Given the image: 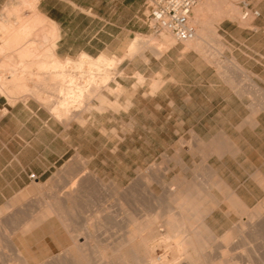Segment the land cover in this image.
Here are the masks:
<instances>
[{"label": "rangeland", "instance_id": "1", "mask_svg": "<svg viewBox=\"0 0 264 264\" xmlns=\"http://www.w3.org/2000/svg\"><path fill=\"white\" fill-rule=\"evenodd\" d=\"M29 1L0 0V19L4 18L5 6L11 5H20L24 14H31ZM216 5L214 10L204 11L200 23L193 20L198 34L203 37L198 48L188 47L170 33L153 28L145 5L150 31L134 38L131 42L135 48L130 42L131 48L123 56L99 55L109 60L116 58L113 63L107 60L108 63L98 69L84 63L80 69L75 65L79 64L82 54L68 56L72 60L64 69L62 84L67 86V78L76 75L81 85L90 86L86 81L93 79L99 87L95 94L89 97L86 94L80 97L82 100L76 99V104L73 102V116L68 123L57 121L48 108L58 98L51 85L38 94L21 89H16L13 98L0 94V117L8 112L12 103L18 108L33 109L34 113L38 108L45 111V120L49 122L45 126L40 123L9 126V117L0 122V264L52 262L51 257H55L59 249L73 244V240L99 244L101 253L78 248L73 252L75 263L64 259L53 264H95V258L103 251L101 264H119L129 257L130 264H150V257L154 264H186L188 255L182 240L199 229L197 222L192 224L194 214H201L202 224L210 229L209 234H200V239H205L206 252L212 254L208 256L213 263L264 264V216L257 218L252 214L259 203L264 202V176L258 178L261 188L258 186L255 198L251 197L254 202L251 208L245 203L247 207L232 204L227 196V202L236 210L223 211L220 192L228 194L229 191L218 179L220 163L215 156L211 157L219 153L214 148L217 143L201 137H211L212 130L223 118L222 112L231 115L233 109L227 113L221 108L223 102L218 101L204 108L200 93L192 105L188 99L190 64L185 58L186 52L195 50L197 53L189 60L214 66L210 72L219 75L214 78L238 89L242 114L246 110L264 111V85L257 83L252 69L238 64L235 54L226 51L223 38L216 35L224 19H231L242 28H253L255 12L264 13V0H217ZM238 55L242 60H252L250 53ZM230 61L240 66L239 74L229 67ZM3 65L0 64V77L6 78L15 66L11 60ZM33 70L37 72V66ZM37 78L33 76L34 81ZM227 141L225 139V143ZM78 152L90 160L89 168L101 179H94V174L81 176L77 197L67 203L61 195L69 186L65 187L66 179L77 173ZM240 191L249 192L246 188ZM180 196L189 202L194 200V209L187 202L180 205ZM198 204L200 207L196 206ZM46 207L57 210L53 222L60 237L55 239L60 248L50 253L45 249L53 240L48 239L52 235L47 231L48 222L43 221ZM245 210L247 212H243ZM182 220H185V234H178ZM70 230L73 235L77 232L76 239ZM228 232L233 233L230 245L222 242V236ZM131 239L137 243L135 254L128 245ZM25 243L31 244L27 250L23 248ZM17 246L24 250L23 258L19 257Z\"/></svg>", "mask_w": 264, "mask_h": 264}, {"label": "crops", "instance_id": "2", "mask_svg": "<svg viewBox=\"0 0 264 264\" xmlns=\"http://www.w3.org/2000/svg\"><path fill=\"white\" fill-rule=\"evenodd\" d=\"M1 6L0 3V9ZM37 9L57 25L59 37L56 52L61 57L80 56L82 53L94 57L101 54L123 56L134 38L150 31L145 17V0H39ZM216 35L223 38L226 51L235 54L238 64L252 69L257 83L264 85V13L259 12L255 16L253 28H242L231 19H224ZM195 53V50L185 53L190 64L191 88L188 99L192 105L200 93L204 108L218 101L223 102L221 108L227 113L233 109L231 115L222 112L223 118L217 123V128L212 130L211 137L201 139L214 140L221 147L223 151L211 155L221 165L220 171L217 170L218 179L228 188L229 195L234 194L251 208L254 203L251 197L255 198L258 186L261 188L258 178L264 176V111L246 110L242 114V99L238 89L220 78H214V75L219 76L217 72H210L214 66L205 61L189 60ZM248 53L252 54L250 61L242 60L238 55ZM235 61L228 62V65L238 70L239 74L240 66ZM233 78L232 83L235 82ZM44 114L45 111L39 108L34 113L33 109H26L25 106L18 108L17 104H11L8 112L0 117V122L9 117V126H32L38 123L45 126L49 122L45 120L47 117ZM225 139L232 143V147L234 145L233 149L225 147ZM241 188L249 192L242 193ZM228 194L222 190L220 192L224 212L236 210L227 202Z\"/></svg>", "mask_w": 264, "mask_h": 264}, {"label": "bare ground", "instance_id": "3", "mask_svg": "<svg viewBox=\"0 0 264 264\" xmlns=\"http://www.w3.org/2000/svg\"><path fill=\"white\" fill-rule=\"evenodd\" d=\"M38 2H39V0H30L28 2L27 5L29 6V12H31V14H29V15H26V14L23 13L22 8H21L20 5L5 6V8L3 9L2 13L4 15V18L0 19V64L3 65V63H5V61L11 60V62L14 63L15 67L11 68V72H10L9 76H7L6 78L5 77H0V94H2V95L6 94L7 96H9V98L10 97L13 98L14 97L13 94L16 93V89L17 90L21 89L24 92L28 91V92H32V93H37L38 94V93H41L44 89L45 90L48 89L49 85H51V87L54 90V92H57L58 98H57L56 101H54V103L51 106H48V108L50 109L51 114L53 115V117L57 121L63 122V123H68L71 120L72 116H73V114H72L73 111H71V107H72L73 102H75L76 99L78 100L80 97L85 96L86 94L88 95L87 97H89L90 94H93V93L95 94L96 92L99 91V87L96 86V84L94 83L93 79H89V80H91V82L90 81H86L87 83H91L90 86L89 85H85V84H84L85 86L81 85V83L79 81H77L78 78L77 79L75 78L76 75H75V77H74V75H70L69 78L66 77L67 78L66 81L68 83L67 86L66 85L64 86L62 84V82L65 80L64 79L65 78V76H64L65 75L64 74L65 70L64 69H65L66 66H68V63L72 59L69 58V57L65 58V59H62L57 54L56 47H57V40H58V37H59L57 25L54 22H52L51 20H49L48 18H46L45 16H43L40 12H38V10H37ZM216 3H217V0H202L197 5H195L194 8H193V12L195 13V17L193 19V20H195L194 22L196 24L200 23L201 22V16L204 13V11L205 10L206 11L207 10H214L215 7L217 6ZM201 32H202V29H201ZM201 39H202V36L197 33L196 38H194L192 40L183 41V42H186V44H187L186 46H188V47L198 48L199 46H201L200 45L201 44V42H200ZM168 42H169V40H168ZM131 47H133V43H132ZM131 47H129V48H131ZM133 48H135V47H133ZM106 57L107 56L102 55V56H99V57L95 58V57L89 56V55H87L85 53H82V55H81V57L79 59V61H80L79 64H77L75 66L77 68L81 69V68H83V64L87 63L89 65V68L98 69V68H101L102 66H104L106 63H108V61H109L110 64L113 63L114 61H116L115 60L116 58H111V60H109L108 57L107 58ZM3 66H5V64ZM34 66H37V68H38L37 72H34V70H33ZM19 70H21V71H19ZM34 75L38 76L37 80H35V81L33 80V76ZM91 77H93V76H91ZM29 80L31 82H29ZM29 83H32V85H29ZM86 86H88L89 88L86 87ZM31 87H32V89H31ZM21 90H20V92H22ZM83 99H84V97H83ZM80 100H82V98H80ZM75 104H76V102H75ZM231 144L232 143L227 141L225 143V145H226L225 147L227 149H233ZM214 148L219 153H220V151H223V150H221V147L219 145H216ZM215 150L214 151L212 150V151L215 152ZM212 151L210 150V152H212ZM77 154L78 155L75 158L76 161H77L76 163H78V165H79V167L77 169V173H75L76 174L75 176L66 179L68 184H65V187H66V185H69V186L67 187V189H65L62 192V195H61L64 198V201L67 202V203H69V201H71L74 197H77L76 195L78 193V187H79L78 183H79V179L81 178V176H86L88 174H89V176H91L90 174H94V176H93L94 179H96V180L97 179H101L98 175H96L89 168V164H90L89 161L90 160L86 159L84 157V155H82L79 152ZM88 178H90V177H88ZM82 181H84V180H82ZM194 186H196V185H194ZM117 187H118V185H117ZM117 187L114 188V189H117ZM231 193H233V192H231ZM229 196H230V201L232 202V204H237V205H241V206L247 207L244 204V202L242 200H240L238 197H236L234 194L233 195L231 194ZM180 198H182V199H180ZM175 201H178V200L175 199ZM192 201L193 202H189V201H187L186 198H183L181 196L179 197V204L180 205L183 206V204L185 205L186 202H187L188 206H190V207L193 206L192 208L194 209L195 202H194V200H192ZM259 204L260 205L258 206V208L254 209V212L252 213L254 215V217H257V218H260V217L264 216L263 215L264 214V202L259 203ZM51 206H52V204H51ZM196 206H199V204L196 205ZM197 209H198V207H197ZM106 211H108V210L106 209ZM203 211L205 212V209ZM192 212H193V210H192ZM207 212H208V210H207ZM243 212H247V210H245ZM54 213L57 215V210L55 212L53 210V208H51V207H46V209H45V211L43 213V219H44L43 221L46 220L48 222V230L47 231H48V233L50 235H52L48 239L49 240L53 239L49 244L45 245L46 246L45 249H47V248L49 249L47 251V253H50L49 251L53 252L55 250V248H58V249L60 248L59 244L56 243V240H55V239H57L59 237L58 236L59 235V231L56 228L55 222H53V218H55V216H56ZM203 214H206V213H203ZM171 216L172 215H170L169 217H171ZM194 216L195 217L193 218V220H191L192 224L197 222L199 224L198 225L199 226L198 230H200V231L197 230L196 233L193 232L194 234H192L191 236H188V239L182 240V244L184 245V250H185V252L188 255L187 256V260L188 261H187L186 264H222V262L213 263V261H211L210 257L208 256L210 254L207 255L206 251H208V249H207L208 245L205 242V239H204V241H203L202 238L200 239V234H201V236H204V235H202V233L203 234H209V230L210 229L206 228L203 225L204 224L203 221H202L203 216L201 214H197V215L194 214ZM181 217H182V219H185V217H183V216H181ZM59 218H58V220H59ZM171 219H172V217H171ZM169 220H167V221H169ZM180 220L181 219H179V221ZM27 221H28V219H27ZM171 221H173V219ZM184 221L185 220H182V224H183ZM173 223H174V221H173ZM182 224H181V222L179 223V226H182V227L181 228L178 227L180 229L178 231V234H183L184 233V230H185L184 227H186V226H185V224H183V225ZM194 225H192V226H194ZM100 227H102V226H100ZM196 228H197V226H196ZM134 230H136L135 232H137V229H134ZM71 232L72 231L70 230L69 233H71ZM24 233H26V230H24ZM74 235L72 234V237L75 238L76 235L75 236ZM80 235L81 234H79V237H81ZM132 235L134 237V234H132ZM84 236H86V235H84ZM88 236H89V234H88ZM69 237L71 238L70 234H69ZM77 237H78V234H77ZM89 238H91V237H89ZM232 238H233V233L232 232H228V233H226L225 235L222 236V242L224 244H229V243H231ZM59 239H60V237H59ZM71 239H73V238H71ZM211 242L212 241L210 240V243ZM222 242H221V244H222ZM93 244L94 243H92V244H87L86 243L85 244V242L79 243L77 240H73V244H71L70 246H65V247L59 249L61 251H59V253H57L55 257H51V258H53L54 263L57 262V261H62L64 259L65 260H71L72 262L75 263V260L77 261V259H75V257L73 258V256H74L73 252H74L75 249H78V248L80 249L81 248V250H83V251H87L88 249H91L95 253L97 251H98L97 253H99V254L101 253V252H99L100 250H98L99 244L98 245L97 244L93 245ZM127 244H128V241H127ZM88 245H89L90 248H88ZM128 245H130V249L134 252V254L138 252L137 243L134 240L131 239L129 241ZM30 246H31V244H29V243L28 244H26V243L23 244V248L25 250L30 248ZM35 248L37 249L38 247H35ZM99 248L102 250L101 247H99ZM15 249H17V253L19 254V257L23 258L24 256H22V255H24V250L22 251L21 250L22 248L19 247V246H17ZM117 249L118 248H115V250H117ZM27 252H29V251H27ZM103 252H102V255L100 257H96L95 258L96 259V260H94V262L96 261L95 264H101L102 263ZM122 252H123V248H122ZM47 253H45V254H47ZM183 253H184V251H183ZM117 255H119V254H117ZM255 256H257V253H256ZM257 257H259V256H257ZM129 258H127V259L123 258V260L119 264H130V262H128ZM148 259H149V263L150 264H154L153 263L154 259L152 257H150ZM52 262L51 261H49L47 263L45 262V264H53ZM116 262H117V260H116ZM24 264H28V263L25 261ZM89 264H91V263H89ZM132 264H135V263H132ZM231 264H239V263L231 262Z\"/></svg>", "mask_w": 264, "mask_h": 264}, {"label": "built area", "instance_id": "4", "mask_svg": "<svg viewBox=\"0 0 264 264\" xmlns=\"http://www.w3.org/2000/svg\"><path fill=\"white\" fill-rule=\"evenodd\" d=\"M202 0H145L150 25L170 33L176 41L196 38L193 8ZM259 15V11L255 12Z\"/></svg>", "mask_w": 264, "mask_h": 264}]
</instances>
